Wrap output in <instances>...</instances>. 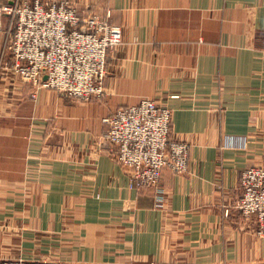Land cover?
Wrapping results in <instances>:
<instances>
[{
	"label": "crops",
	"instance_id": "obj_1",
	"mask_svg": "<svg viewBox=\"0 0 264 264\" xmlns=\"http://www.w3.org/2000/svg\"><path fill=\"white\" fill-rule=\"evenodd\" d=\"M70 1L109 14L123 41L102 101L37 89L9 59L0 70V264H264L237 207L242 172L264 164V0ZM17 2L0 0V59L16 30L1 11ZM144 99L191 147L186 174L163 173L164 209L105 139L103 120Z\"/></svg>",
	"mask_w": 264,
	"mask_h": 264
},
{
	"label": "built area",
	"instance_id": "obj_2",
	"mask_svg": "<svg viewBox=\"0 0 264 264\" xmlns=\"http://www.w3.org/2000/svg\"><path fill=\"white\" fill-rule=\"evenodd\" d=\"M1 12L16 19V30L2 53L0 70L9 59L16 76L37 89L84 103L104 100L110 52L123 41L122 30L108 21L109 14L82 12L70 0H20ZM103 122L109 126L105 139L114 147L117 162L131 172V188L152 189L156 208L164 209L163 173L186 174L191 149L172 137V111L144 99ZM226 146L245 149L247 140L230 137ZM241 190L237 207L245 219L256 218L257 235L264 238V164L242 172ZM4 264L42 263L13 259Z\"/></svg>",
	"mask_w": 264,
	"mask_h": 264
},
{
	"label": "rangeland",
	"instance_id": "obj_3",
	"mask_svg": "<svg viewBox=\"0 0 264 264\" xmlns=\"http://www.w3.org/2000/svg\"><path fill=\"white\" fill-rule=\"evenodd\" d=\"M156 207V206H155ZM4 264V263H3Z\"/></svg>",
	"mask_w": 264,
	"mask_h": 264
}]
</instances>
